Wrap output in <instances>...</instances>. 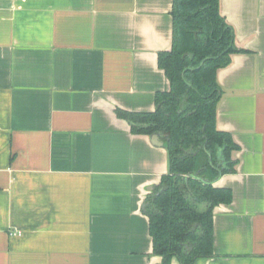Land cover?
Returning <instances> with one entry per match:
<instances>
[{
    "label": "crops",
    "instance_id": "1",
    "mask_svg": "<svg viewBox=\"0 0 264 264\" xmlns=\"http://www.w3.org/2000/svg\"><path fill=\"white\" fill-rule=\"evenodd\" d=\"M173 1L0 0V264H163L143 210L167 139L117 111L152 113L170 90ZM220 11L245 52L218 72L217 128L240 149L213 183L233 192L214 256L196 264H264V0Z\"/></svg>",
    "mask_w": 264,
    "mask_h": 264
},
{
    "label": "trees",
    "instance_id": "2",
    "mask_svg": "<svg viewBox=\"0 0 264 264\" xmlns=\"http://www.w3.org/2000/svg\"><path fill=\"white\" fill-rule=\"evenodd\" d=\"M173 47L160 52L159 67L171 88L156 95L152 113L117 111L136 134L166 136L169 173L145 202L154 254L163 264H196L214 256V208L233 201L229 188L213 183L236 172L233 136L217 128L223 95L218 72L235 47L233 28L220 11V0H174ZM206 206L200 211V206Z\"/></svg>",
    "mask_w": 264,
    "mask_h": 264
},
{
    "label": "water",
    "instance_id": "3",
    "mask_svg": "<svg viewBox=\"0 0 264 264\" xmlns=\"http://www.w3.org/2000/svg\"><path fill=\"white\" fill-rule=\"evenodd\" d=\"M152 140H153L152 143H153L155 146L158 145V144L156 143V141H158V143H160V144H159L160 146H164V142L161 141V139H160V135H159V134H154V135L152 136Z\"/></svg>",
    "mask_w": 264,
    "mask_h": 264
}]
</instances>
